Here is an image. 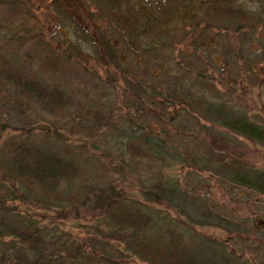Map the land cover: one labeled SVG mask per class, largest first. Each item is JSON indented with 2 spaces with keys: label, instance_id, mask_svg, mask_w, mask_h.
I'll return each mask as SVG.
<instances>
[{
  "label": "rangeland",
  "instance_id": "rangeland-1",
  "mask_svg": "<svg viewBox=\"0 0 264 264\" xmlns=\"http://www.w3.org/2000/svg\"><path fill=\"white\" fill-rule=\"evenodd\" d=\"M110 10L127 19L129 31ZM229 10L246 17L224 14ZM24 83L61 93L64 104L37 97ZM174 92L188 103H225L264 126V0L0 5V264L34 259L29 245L5 230L10 222L41 232L44 254L66 246L74 264H100V256L124 262L129 252L115 238L118 229L79 206L85 188L106 181L154 216L151 238L171 224L205 259L264 264V197L232 186L217 169L228 152L264 169V147L213 138L216 126L201 112L165 102ZM152 139L160 146L147 145ZM23 145L73 161L76 176L59 182V205L38 202L34 182L8 174ZM159 180L175 188L171 207L143 200L142 191ZM80 249L88 256L77 257Z\"/></svg>",
  "mask_w": 264,
  "mask_h": 264
},
{
  "label": "trees",
  "instance_id": "trees-1",
  "mask_svg": "<svg viewBox=\"0 0 264 264\" xmlns=\"http://www.w3.org/2000/svg\"><path fill=\"white\" fill-rule=\"evenodd\" d=\"M11 1L13 0H0V5L11 3ZM106 1L111 8H114L119 0ZM218 14L223 13L221 11ZM224 14L236 19L246 17V13L237 10H229ZM107 15L121 29L129 31L128 21L123 16H119L111 10L107 11ZM146 32L153 34L151 30ZM13 83L20 85L19 78H13ZM24 85L35 90L37 97H49V99L64 104L65 99L59 92L48 93L35 83H24ZM190 101L188 103L176 92L165 97V102L177 104L176 106H180L181 111L186 108L190 112H194L191 109L201 112L203 118L206 117L212 126H216L212 129L215 132L213 138L220 137L226 140L229 136H234L264 147V126L249 120L241 111L235 110L225 103L211 102L205 98L194 99L191 97ZM147 145L153 149L160 146L154 139ZM20 149L22 155L16 156L12 161L14 163L12 166L15 168L13 169L10 165L6 167L8 174L15 178L18 176V179L23 183L25 181L34 182L42 194V198L38 202L45 205H59V197L56 195L59 182L72 180L76 176V167L73 161L61 158L54 151L38 147L31 149L23 145L20 146ZM222 156V160L217 164V169L225 175L232 186L249 190L264 197V169L233 155L231 152L222 153ZM174 189L173 185L159 180L142 191L143 200L152 205L171 207ZM79 204L80 208H83L88 214L99 215L103 224L109 222L111 226L117 228V237L115 238L124 243L129 252L128 255H125L124 262L109 256H100L98 258L100 264H123L130 259L136 260L140 264H225V261L218 260L221 255L217 254L208 260L188 250L187 245L184 244V234L174 233L173 229L171 230V224L165 225L162 234L156 235L157 239L151 238L152 236L147 234V229L153 223H157L154 216L143 211L129 199L121 188L111 184V181H106L102 187L85 188ZM27 222L29 223V221ZM175 226L178 228V224ZM5 230L14 238L29 245L31 255L34 254L32 255L33 261L27 260L30 264H74L78 262L70 247L62 246V248H56L47 254L41 252L42 245H44L42 233L35 228L32 229L31 224L10 222ZM79 248L74 252L76 253ZM86 256L88 255H85L83 249L78 251L77 257L80 259Z\"/></svg>",
  "mask_w": 264,
  "mask_h": 264
}]
</instances>
